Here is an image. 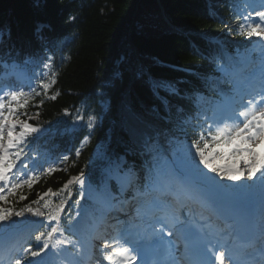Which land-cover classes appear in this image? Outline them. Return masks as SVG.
<instances>
[{"label":"snow or ice","instance_id":"obj_1","mask_svg":"<svg viewBox=\"0 0 264 264\" xmlns=\"http://www.w3.org/2000/svg\"><path fill=\"white\" fill-rule=\"evenodd\" d=\"M254 15L259 22L251 19L249 12L242 17L244 23L238 26L237 32L246 38L255 36L264 41V10H255ZM75 19L68 17L69 22ZM44 27L36 28L40 44L36 51L28 54L29 60L38 61L39 69L38 75L32 77L34 82L27 85L28 91L20 90L21 86L14 84L0 88V202H7L5 193H16L24 185L31 188L39 172L57 170L53 166L32 167L35 162L32 148L44 130L31 123L33 117L27 112L29 104L38 97L39 102L33 105L36 108L43 105L44 97L57 98L50 90L57 80L54 44L58 37L45 33ZM7 55L12 56L11 50ZM247 68L245 62L241 70ZM152 83L158 95L160 91L180 94L172 81L154 80ZM235 85L236 96L228 104L215 107L211 116L200 111L189 116L184 109L177 108L175 121L168 115L169 125L140 134L139 152L145 157L146 165L141 169L145 187L151 189L156 182L172 179L171 190L184 198L178 201V208L153 201L150 216L137 208L135 216L124 221L119 215L114 217L117 234L111 239L104 238L99 264H135L138 259L139 264H264V57L257 68L237 80ZM161 100L167 107L166 97ZM65 112L67 114V110ZM96 120L95 115H88L85 121V116L77 113L74 123L83 122V127L88 129L84 139H90ZM189 127L198 130L195 138H189ZM79 155L77 149L76 156ZM164 158L169 161L170 174L161 176L159 161ZM68 159L65 154L59 163ZM134 167L128 166L126 170L117 162L108 179L116 181L123 191V182L131 183ZM73 184L81 186L83 197V171L70 177L64 188ZM50 191L39 194L38 200L32 203L37 204ZM19 199L27 198L20 195ZM192 202L222 218L224 226L213 231L208 224L210 217L203 213L195 220L189 207ZM76 204L79 208V200ZM169 209H172L170 219L154 214L157 210ZM25 211L44 217L51 229L37 235L36 250L29 246L24 249L26 255L40 257L49 252L57 253L62 244L77 247L67 239L53 242L58 228L52 226V222L60 218L51 214L45 216L39 208L34 210L31 206L19 211L0 207V228H10L15 223L12 217H22ZM125 216L128 217V213ZM231 241H243L239 262ZM15 264H22V260L16 259ZM27 264L42 262L29 260Z\"/></svg>","mask_w":264,"mask_h":264},{"label":"trees","instance_id":"obj_2","mask_svg":"<svg viewBox=\"0 0 264 264\" xmlns=\"http://www.w3.org/2000/svg\"><path fill=\"white\" fill-rule=\"evenodd\" d=\"M162 1L172 21L186 29L208 35H217L224 30V33L234 35L230 24L236 17L227 12V0H211L213 6L209 12L205 0ZM79 3L82 5L81 9L78 8ZM218 13L225 18L219 19L216 15ZM69 16H78L76 22H69ZM0 25H6L11 30V38L0 47V53L16 44L35 45V29L39 25L45 26V33L57 37L77 29L70 60L62 68L54 86L58 97L42 106L43 118H51L62 108L74 106L80 98L93 97V92L97 89L105 90V93L109 90L111 111L71 172L78 171L97 148L101 147V152L104 145L112 144L115 136L125 135L129 129L138 128V121L127 111L124 112L127 122H124L125 126L115 125L123 94L127 95V101L136 114L155 121L150 113L151 98L145 87L135 82L127 91L128 66L133 61V48L146 60L148 57H155L194 66L202 74L210 73L205 43L200 38H189L187 41L172 34L162 22L154 0H0ZM138 28L142 32L140 35H137ZM155 73L165 77L175 76L172 71L165 69ZM189 83L191 86H186L188 90H196L202 85L196 78H192ZM109 84L112 86L110 89L107 88ZM103 85L107 86L101 87ZM187 103L192 102L180 101L173 104V121L178 115L177 108L184 109V112L189 110L193 114L192 104L190 107ZM67 176L66 173L58 172L41 181L29 190V198L35 197L45 188L60 186Z\"/></svg>","mask_w":264,"mask_h":264}]
</instances>
